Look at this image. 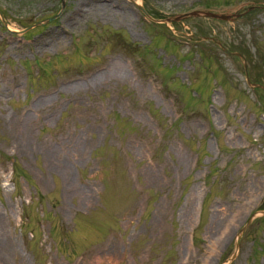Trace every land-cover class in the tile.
Wrapping results in <instances>:
<instances>
[{
  "label": "rangeland",
  "instance_id": "1",
  "mask_svg": "<svg viewBox=\"0 0 264 264\" xmlns=\"http://www.w3.org/2000/svg\"><path fill=\"white\" fill-rule=\"evenodd\" d=\"M248 81L264 0H0V264H264Z\"/></svg>",
  "mask_w": 264,
  "mask_h": 264
},
{
  "label": "water",
  "instance_id": "2",
  "mask_svg": "<svg viewBox=\"0 0 264 264\" xmlns=\"http://www.w3.org/2000/svg\"><path fill=\"white\" fill-rule=\"evenodd\" d=\"M140 8L144 11L142 6ZM200 16L201 15H199L197 12H193V13L183 14V15L179 16L178 19L180 20V19H185L187 17H200ZM203 16L206 17V18H212V19H218V20H224V21H231L233 18L237 17L238 15L228 16V15H220V14H215V13H211V12H206V13L203 14ZM242 232L239 234L238 238H240Z\"/></svg>",
  "mask_w": 264,
  "mask_h": 264
},
{
  "label": "bare ground",
  "instance_id": "3",
  "mask_svg": "<svg viewBox=\"0 0 264 264\" xmlns=\"http://www.w3.org/2000/svg\"><path fill=\"white\" fill-rule=\"evenodd\" d=\"M124 74V70L122 69V66L117 68L115 72H113V76H122Z\"/></svg>",
  "mask_w": 264,
  "mask_h": 264
}]
</instances>
